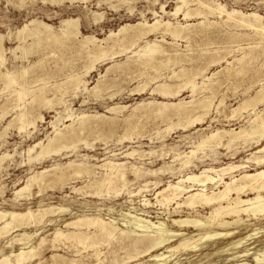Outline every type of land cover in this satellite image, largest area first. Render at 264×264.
<instances>
[{
  "label": "rangeland",
  "instance_id": "rangeland-1",
  "mask_svg": "<svg viewBox=\"0 0 264 264\" xmlns=\"http://www.w3.org/2000/svg\"><path fill=\"white\" fill-rule=\"evenodd\" d=\"M176 1L177 0H0V36L3 38L2 45L6 59V68L7 71L16 73L19 80L26 82L25 87L29 92L26 99L18 103L15 102L17 101V98H14L10 92L15 89L20 90V86L17 85L14 88L9 89L6 88V84L4 82L5 80L0 74V79L4 80H0V107H2V109H0V114H5V112L7 114L2 117L3 119H0V158L4 156L0 167L1 211L19 213L26 212L31 209V211H35L38 209L40 202L42 201L43 205L51 204L52 206H59V204H61L69 207L73 214H91L101 216L105 220L116 219V222L119 224H122L121 220L125 214L130 213L131 215H136L148 213L150 216L155 217L152 221L156 222L160 220L165 223V226L168 229L178 232L180 230L172 223L173 220L181 218L184 219L188 216L187 218L189 219L205 221L207 216H210L209 214L211 209L200 208L197 209V212H193L187 208H183V211L181 210L182 212L180 214H172L169 218L167 214L168 211L156 201L158 192L165 189L169 184H176L179 177L182 175L191 173L200 174L201 171L207 168L220 170L221 168H226L230 165H247L249 166V168L246 169L248 173H256L257 171L264 169V166H257L254 164L255 161H253V158H255L256 155L258 157L261 156V154H257L258 150L262 148L261 146H254L252 148L245 149V146H243V139H241L242 141L237 140L233 144L228 145V141L233 137V134L249 127L252 122L258 119V116L259 119L256 123H259L264 117V92H262V94L260 93L263 97L258 94V92H261L264 88V36L262 38V35H264V0H214V3L210 2V5L217 3L221 4L229 12L236 11L237 13H240L239 15L226 18L224 21L222 20L223 18H220L221 16L218 13H216L218 15L215 13L214 15H211L213 13L208 12V9L203 10L204 8H199L197 6L198 4L193 2L194 0H189L190 5L188 8L197 10L196 12L202 13V15L196 17L194 12V15L188 19H183L184 15L182 13H180L177 17H171L169 15L174 13ZM162 7L164 8L165 13L162 12ZM200 9H202L201 12L198 11ZM206 11L208 13H205ZM155 12L157 13V16H159V19L154 15ZM253 15L259 16L262 19L257 21L251 17ZM242 16H246V20L244 19L245 24L242 22ZM65 19H74L78 21L79 31L81 32V35H79L78 38L80 39L83 36H95L97 39L103 40L106 36H108L110 31L118 32L123 26H134L138 23H143L144 19L145 22H148L150 25L161 19L162 22L169 21L174 26H180L181 24L184 27H187V29L181 37L176 39L170 35H162L161 31H156L149 37L137 41L136 44H133L131 41L123 43L125 42L124 38H126V35L123 34V37H120L122 36L120 35L119 38L117 37L114 40H110L109 48H111H108V57L96 62L94 71L88 73L84 77V80L88 82L87 88L89 91L96 86L97 83H101V91L98 95H94L91 91V93L89 91H83V93L74 97L73 91L69 89L67 93H69L70 90L71 92L65 95L64 99L73 109L74 116L71 120H65L64 123H61L59 128L62 130L66 125L74 123L73 127L75 129L77 127V129H79V127L82 129L83 126L84 128H91L94 126L93 129L97 128V132L95 129L94 131L91 129L93 132L85 130V133L81 134L74 141H63L59 142V144L56 143L53 147L54 149H52V154L40 157L39 153H41V146L44 144L46 145L48 140L54 138V135L56 134L54 133L55 130L50 126V122L55 121L57 116V113L54 110L56 109V111L62 112L64 110V106H56L55 109L50 110V106H29L27 101L30 102L32 99V92L35 94L34 92H36V89L39 90L40 87H43V85L47 86L48 84L47 87L52 88L56 83L67 81L68 76H80L81 74L82 76L85 75V70H87L90 66L89 63L93 61L91 57H88L85 53L80 52V49L78 48V39L71 38L65 41H56L54 39V37L58 34L57 32L61 29L60 27L62 25V21ZM34 20L52 27V31L48 34V36L46 35L41 38H36L30 37L29 34H27L29 31L33 32L36 28L41 30L43 29V27L33 26ZM236 23L238 24L236 25ZM244 25L247 26L243 27ZM25 28V35L18 34ZM253 30H258V34L255 33V31L253 33ZM255 34L257 35L255 36ZM46 38L51 41L49 40V42H47L48 40ZM156 42L161 47V53L159 55H155L154 61L150 63V67L153 69H149L150 67L147 68L149 64L147 65V63L144 62L145 60H143V48H145L148 43L152 44ZM46 43L49 44L47 45ZM73 44L75 46H73ZM28 45H30V47ZM45 46L49 47L45 48ZM76 46L77 49H75ZM61 50L65 51L62 52ZM122 50H125V52H121ZM117 52L118 54L113 57L112 54ZM166 53L167 55H165ZM174 53L175 55H173ZM209 56L210 59H208ZM137 58L142 61H139ZM173 59L177 62H173ZM165 61L169 64L167 63L168 65H165ZM141 62L143 64H141ZM210 62L213 63L211 64ZM238 62H240V64H238ZM156 63H158L159 66L162 64L161 69L160 67H157L158 65H156ZM117 65L119 66L117 67ZM142 66L146 67L144 68L145 70ZM25 68L27 71L22 75L21 72ZM242 69L245 71H242ZM182 70L187 73L183 74ZM38 73L40 74L38 75ZM45 73H47V75ZM41 74L42 76H40ZM191 75H193V77ZM34 76L36 78H33ZM52 77L54 79H52ZM177 77L179 78L177 79ZM183 77L186 78L184 79ZM180 78H183V80H180ZM189 80H191L192 84L186 85V82ZM163 84L170 85L171 93H176L180 90L181 92L179 94L176 93L174 95L163 96L160 93V86ZM207 84H211L210 86L212 87ZM192 85L196 86L195 91L192 90ZM203 85L206 86L204 87ZM218 87L220 88L219 90H217ZM202 88L203 90H201ZM213 88L216 89L213 91ZM33 89L35 91H33ZM207 89H209V93ZM197 90L200 91L197 93ZM208 96L210 98L214 96V99H209ZM256 96H260V98L257 97L255 100ZM47 97L49 99L54 98L52 93H47ZM202 98L204 100H202ZM207 99H209V101ZM258 99H262V101L260 100L259 102ZM199 101H205L206 103L204 104L207 105L205 106L206 108L203 106V103H199ZM252 101L254 104L251 103ZM245 102H249L248 106H246V104L244 105ZM161 103L183 104L184 108L187 107L191 111L196 110V107H198L197 104H200V108L198 107L197 111L192 112L193 114L190 110L188 111L191 114L188 112L181 114L184 110L182 109V106V108L180 107V109H178H182L181 112L179 111L175 114L178 107H172L169 109V113L162 115L159 113V108L157 106V104ZM12 104L15 107H12ZM16 105L19 107L17 108ZM3 108L5 109V112L3 111ZM112 108H118V110L110 111ZM202 108H204V110ZM208 108H210V110H207L206 112V109ZM21 112L26 113V118L17 117V115ZM41 113L44 119L40 121L39 115ZM151 114L153 115L151 116ZM82 115L93 116L97 119H89V121L87 120L84 122L86 125L81 124V126H79L77 119ZM22 119H24V121ZM20 120L22 123L29 122L30 120V122H34L36 124L34 126L27 125L28 127L21 129L20 127H22L23 124H21ZM90 120H93L92 123ZM189 120H191V124ZM95 121L98 123H96L97 126H95ZM113 121L114 123H112ZM88 123H90V125ZM111 123L112 125L114 124V127ZM130 123L132 125H129ZM101 125L103 127H101ZM99 128L101 130H99ZM106 129L112 130H109L107 133V131H105ZM87 131L89 133H87ZM98 131H104L103 133L105 135L102 134L101 136L102 132L98 133ZM217 133L219 138H221L219 144H217L218 141H212L215 143L213 144L211 142L206 145V147L204 146L203 148L196 149L204 138ZM88 134L90 135L88 136ZM98 135L100 137H98ZM72 146L76 148L73 149ZM262 146H264V137L262 138ZM31 148H34V152L32 151L29 153L28 150ZM192 150H197L196 157L192 160L193 165L190 168L180 170L182 163L180 160H185L183 159V154L186 155ZM133 151H135L133 157H125L126 154ZM204 156L206 158H204ZM30 157L35 159L30 161ZM86 158H89L87 162H89L90 165H96L93 168L94 173L91 175V179L101 178V176L107 172L105 167H101L106 162L124 164L129 170L131 169V166H133L135 169L138 168L139 171L141 170V176L137 175L138 177H131L130 180L125 183H123V181H117L113 187H111L112 189H104L101 191L102 193H100V195H93L92 192L95 190L87 187L90 184L89 179L85 176L78 177L74 175V169L71 167L68 169L69 166H67L72 161L80 163L82 160H86ZM65 167L66 169L64 170ZM168 169H171V171L167 172L166 170ZM48 170L49 172L47 174L49 179H52L53 176L55 177V174H62L63 179L61 182L52 181L54 184L50 182V184L45 186L47 189L44 188L46 191L41 195L37 194L39 191L37 190V187H33L29 192H27L30 194V197H21L20 199H16L17 196L14 194L17 190L26 185L30 176L37 172ZM172 170L174 171V175L170 174ZM240 173L238 172L234 175L240 176ZM210 175L215 177V172ZM68 176L70 179L67 181L64 180L67 179ZM226 178V180L229 181L230 175H227ZM62 181L65 182V184ZM155 183L159 184L158 187L155 186ZM143 184H147V186ZM207 184L209 186H213L215 183L212 184V182H209ZM72 187L81 189V192H79V194L73 193L70 190ZM86 187L88 188L87 190ZM89 190L93 191L90 192ZM140 190L142 191L140 192ZM85 191H89V194L86 196L81 195L83 193L85 194ZM113 193H115V195ZM129 194L131 196H128ZM250 197L253 198L254 195H251ZM145 201H149L147 203H150V205L145 206ZM174 207L176 206L174 205ZM174 207L171 206V212ZM185 212L188 215H186ZM157 217L159 219H157ZM57 219L58 221L60 220L63 222L64 220H69L70 216L64 214L59 216ZM243 219L247 220L246 223H243L244 225L231 226L228 228H216L219 232L235 230L234 232L236 234L231 238L216 241L215 243L212 242L205 244V246L197 252L181 251L167 264H238L239 262H237V259L235 258L236 255L241 254L246 248H251V252H256L264 242V217L259 221L253 220V218H248L247 216H243ZM226 221L232 222L234 219L228 217ZM62 222L59 224V227L62 226ZM17 230L19 229H16L15 231ZM33 231V227L25 230L26 233L32 234ZM53 231V227L47 228L40 236L48 237V243L46 242L39 250L40 257L35 259V263H38L41 260L42 264H61L59 261L54 259L53 256L59 255L65 259L71 258L78 260L81 257H85L90 254L92 255L94 252L93 246H79L77 245L79 242L75 239L74 240L76 242L72 240L75 243H71V240H68L64 242L63 245H60L58 249L51 247L52 243L50 240ZM181 231L195 235L200 233L198 229H181ZM19 233L22 232H16L14 235ZM256 233H259L258 236H255L256 238L254 237V239L251 238L252 240L248 239L247 241L244 240L243 244L238 249L222 253L224 249L230 248L232 243L240 239H246L249 235ZM100 236L102 235L99 234L98 237ZM100 238L101 240L96 237L94 242H97V244H95V248H98L101 252V259L103 261L102 264H112L114 260H122L125 262L135 252H132V246L129 245V242L126 239H118L119 241L115 240L111 243V245L107 243L101 244V242L104 241L102 240L104 238ZM37 240L38 237H36L34 242ZM176 244L178 245L177 242L175 245ZM19 247L20 246L18 245L13 246L16 253L19 252ZM13 249L7 247L4 249V253L6 255H10ZM93 260V258L85 259L88 263L89 261L93 262ZM110 260H112V262ZM12 261V264H16L14 263V259H12ZM245 262L252 264L253 257L250 256ZM239 264H241V262Z\"/></svg>",
  "mask_w": 264,
  "mask_h": 264
},
{
  "label": "bare ground",
  "instance_id": "bare-ground-1",
  "mask_svg": "<svg viewBox=\"0 0 264 264\" xmlns=\"http://www.w3.org/2000/svg\"><path fill=\"white\" fill-rule=\"evenodd\" d=\"M42 1V0H41ZM55 1V0H54ZM87 1V0H84ZM101 1V0H100ZM148 1V0H147ZM108 2V1H107ZM192 2V1H191ZM193 2H196L199 8H204L208 9V12H211L214 15V13H218L221 17L223 18L222 20L224 21V19L229 18V17H233L234 15H239L240 13H237L236 11H232L229 12L225 9L224 6H222L221 4H212L210 5L209 3L212 2L214 3V0H194ZM61 3V2H58ZM99 4V3H98ZM164 5V4H163ZM190 5L189 0H177L176 1V8L174 9V13L170 14L169 16L171 17H177L180 13H182L184 15L183 19H188L191 18L192 15H194L193 13L195 12L196 17L202 15V13L196 12L197 10L194 9H190L188 8ZM165 6V5H164ZM163 6V7H164ZM162 7V12L165 13L164 8ZM196 7V6H195ZM161 9V8H160ZM198 9V8H197ZM202 9L198 10L201 12ZM94 11V10H93ZM154 11V10H153ZM207 11L205 13H208ZM92 13V12H91ZM171 13V12H169ZM130 14V13H129ZM216 14V15H218ZM155 16H157V13H154ZM205 16V14H204ZM208 16V15H207ZM210 16V15H209ZM95 17V16H94ZM102 17V16H101ZM159 16H157L158 18ZM246 17V16H245ZM244 16H242V22L245 24V19ZM254 19L261 20L262 18H260L259 16L253 15L251 16ZM93 19V18H92ZM159 19V18H158ZM221 20V21H222ZM246 20V19H245ZM206 21V20H205ZM208 21V19H207ZM201 23V22H200ZM206 23V22H205ZM204 23V24H205ZM210 23V22H209ZM235 23V22H234ZM248 23V22H247ZM196 24V23H195ZM203 24V25H204ZM215 24V23H213ZM212 24V25H213ZM238 23H236L237 25ZM242 24V23H241ZM258 24V23H257ZM256 24V25H257ZM260 24V23H259ZM240 25V24H239ZM254 25V24H253ZM33 26H38V27H43V29H39L36 28L35 30H33V32L29 31L27 34H29L30 37H36V38H41L43 36H48V34L52 31V27L42 23V22H38L37 20L33 21ZM187 26V25H186ZM247 25H244L243 27H245ZM259 27V25H258ZM261 27V26H260ZM59 28V27H58ZM61 29L59 30V32H57L58 34L54 37V39L56 41H65V40H69L71 38H76L78 39V48L80 49V52H83L86 54V56L91 57L93 59L92 62H90V66L87 68V70H85L86 74L82 76V74L80 76H68L67 77V81H62L60 83H56L54 84V86L52 88H49L47 86L40 87V89H36V92H34L35 94H33L32 92V99L30 102L27 101V103L30 105H43L44 107H49L50 106V110L51 109H55L56 106H64V110L62 112H58L56 111V109L54 110L57 113V116L55 118V121L50 122V126L52 127V129L55 130L54 133H56L54 136V138H51L48 140V143L45 145L41 146V153L40 157H44V156H48L49 154H52V149H54V145H56V143L59 144V142H71L74 141L76 138H78L81 134L85 133V130H90L93 129V127H87L84 128V126L82 127V129L79 127V129H75L73 127L74 123L70 124V125H66L64 127V129L60 130V124L64 123L65 120L69 121L73 118L74 114H73V109L71 108V106H69L67 103V101H65L64 96L69 94L71 92V90L73 91V96L76 97L78 94L83 93V91H89L87 88L88 82L84 80V77L88 74L94 71L95 67H96V62H98L99 60H103L106 59L108 57V53H109V41L110 40H114L117 37L119 38L120 35H126L125 42L123 43H127L129 41L133 42V44H136L137 41L141 40V39H145L147 37H149L153 32L156 31H161L162 35H170L172 37L179 38L181 37L187 27H184L183 25L180 24L177 26H174L173 24H171L169 21L168 22H162L161 19L158 21H155L153 24H148V22H144L143 23H138L137 25L134 26H123L122 28L119 29L118 32H113L110 31L108 36L105 37V39L103 40H99L97 39L95 36H87V37H81L78 38L79 35H81V32L79 31V23L77 20L74 19H65L62 21V25L60 27ZM249 28V27H248ZM254 28V27H253ZM252 30V28H251ZM26 28L23 29L21 32H19L18 34H24ZM255 30H253L254 33ZM191 32V31H190ZM257 31H255V33H257ZM193 33V31H192ZM260 33V32H259ZM262 33V32H261ZM199 34V33H198ZM258 34V33H257ZM255 34V36L257 35ZM263 34V33H262ZM120 36V37H123ZM188 35V34H186ZM196 35V34H194ZM260 35V34H259ZM258 35V36H259ZM190 36V35H189ZM201 36V34H200ZM207 36V34H206ZM264 35H262L263 38ZM28 37V36H27ZM197 37V36H196ZM254 37V36H253ZM19 38V37H18ZM52 38V37H51ZM173 38V39H174ZM185 38V37H184ZM189 38V37H188ZM261 38V36H260ZM47 39V38H46ZM53 39V41H54ZM203 39V38H202ZM245 39V38H244ZM2 40L3 38L0 36V75L1 77L4 78V82H5V87L6 88H14L15 86H20V90H13L11 93L12 96H14V98H17V101L15 102H21L24 99H26L27 95L29 94V92L26 89V82L25 81H21L18 79V76L16 73L14 72H9L7 71L6 68V59H5V55H4V49H3V45H2ZM40 40V39H39ZM48 40V39H47ZM50 40V39H49ZM49 40L47 42H49ZM164 40V39H162ZM185 40V39H184ZM188 40V39H187ZM22 41V40H21ZM38 41V40H37ZM43 41V40H42ZM51 41V40H50ZM55 41V42H56ZM54 42V45H55ZM120 42V41H119ZM118 42V43H119ZM164 42V41H162ZM57 43V42H56ZM62 43V42H60ZM115 43V42H113ZM47 44V43H46ZM49 44V43H48ZM47 44V45H48ZM51 45V44H50ZM53 45V46H54ZM60 45V44H59ZM146 45V44H145ZM172 45V44H171ZM30 47V45H28ZM65 46V44H64ZM73 46H75L73 44ZM111 46V45H110ZM126 46V45H125ZM134 46V45H133ZM49 46H45V48H47ZM58 47V46H57ZM67 47V46H66ZM115 47V46H114ZM118 47V46H117ZM64 48V47H63ZM62 48V49H63ZM111 48V47H110ZM109 48V49H110ZM119 48V47H118ZM165 48V47H164ZM174 48V47H171ZM247 48V47H246ZM253 48V47H252ZM44 49V47H43ZM68 49V48H67ZM72 49V46H71ZM77 49V46L76 48ZM78 49V50H79ZM144 49V59L142 57L143 60H145L144 62L147 63V68L150 67V63H152L154 61V57L155 55H159L161 53V47L160 45L156 42V43H152L149 44L147 46H145ZM163 49V48H162ZM186 49V48H185ZM239 49V48H238ZM55 50V49H54ZM59 50V49H58ZM74 50V49H73ZM127 50V49H125ZM125 50L121 51V52H125ZM130 50V49H129ZM197 50V49H196ZM261 50V49H260ZM50 51V50H49ZM56 51V50H55ZM62 51V50H61ZM65 51V50H64ZM62 51V52H64ZM69 51V50H68ZM111 51V50H110ZM165 51V50H164ZM173 51V50H172ZM175 51V49H174ZM187 51V50H186ZM239 51V50H238ZM60 52V51H59ZM61 52V53H62ZM67 52V51H66ZM167 52V51H165ZM176 52V51H175ZM217 52V51H216ZM70 53V52H68ZM77 53V52H75ZM120 53V52H119ZM143 53V52H142ZM252 53V52H251ZM60 54V53H59ZM82 54V53H81ZM84 54V55H85ZM117 53L112 54V56L114 57ZM124 54V53H123ZM199 54V53H198ZM197 54V55H198ZM205 54V53H204ZM207 54V53H206ZM247 54V53H246ZM162 55V54H161ZM167 55V53L165 54ZM171 55V53H170ZM175 55V53L173 54ZM178 55V54H176ZM218 55V54H217ZM253 55V54H252ZM140 56V55H138ZM142 56V55H141ZM172 56V55H171ZM67 57V56H66ZM65 57V58H66ZM85 57V56H84ZM175 57V56H174ZM173 57V58H174ZM179 57V56H177ZM222 57V56H221ZM256 57V56H255ZM261 57V56H260ZM51 58V57H50ZM80 58V57H79ZM78 58V59H79ZM90 58V59H91ZM111 58V57H110ZM132 58V57H131ZM140 58V57H139ZM146 58V59H145ZM163 58V57H161ZM165 58V57H164ZM167 58V57H166ZM169 58V57H168ZM172 58V57H171ZM186 58V56H185ZM203 58V57H201ZM216 58V57H215ZM243 58V57H242ZM241 58V59H242ZM41 59V57H40ZM138 59V58H137ZM194 59V58H193ZM210 59V56L209 58ZM207 59V60H208ZM218 59V57H217ZM253 59V57H252ZM251 59V60H252ZM139 61L141 59H138ZM171 60V59H170ZM169 60V61H170ZM176 60V58H175ZM199 60V59H198ZM197 60V61H198ZM219 60V59H218ZM222 60V59H221ZM250 60V59H249ZM43 61V60H42ZM76 61V60H75ZM84 61V60H83ZM142 61V60H141ZM168 61V60H167ZM173 62H177L174 61V59L172 60ZM170 61V62H172ZM186 61V60H185ZM40 62V61H39ZM64 62V61H63ZM160 62V61H159ZM158 62V63H159ZM184 62V60H183ZM194 62V61H192ZM191 62V63H192ZM201 62V61H200ZM199 62V63H200ZM214 62V61H213ZM212 62V63H213ZM251 62V61H250ZM87 63V62H85ZM104 63V62H103ZM124 63V62H123ZM136 63V62H135ZM134 63V64H135ZM158 63H156V65H158ZM168 63V62H167ZM165 61V65L167 64ZM188 63V62H187ZM207 63V61H206ZM211 63V62H210ZM211 63V64H212ZM216 63V62H215ZM76 64V63H75ZM74 64V65H75ZM141 64H143L141 62ZM169 64V63H168ZM167 64V65H168ZM180 64V62H179ZM238 64H240V62H238ZM47 65V64H46ZM78 65V64H77ZM137 65V64H135ZM153 65V64H152ZM173 65V64H172ZM205 65V64H204ZM214 65V64H213ZM40 66V64H39ZM79 66V65H78ZM119 65H117L118 67ZM144 66V65H143ZM142 66V67H143ZM162 64L157 67H160L161 69ZM195 66V65H194ZM206 66V65H205ZM209 66V65H208ZM247 66V65H246ZM34 67V66H33ZM61 67V66H60ZM81 67V66H80ZM79 67V68H80ZM115 67V66H114ZM135 67V66H134ZM140 67V66H139ZM141 67V68H142ZM155 67V64H154ZM164 67V66H163ZM175 67V66H174ZM244 67V66H243ZM56 68V67H55ZM64 68V67H63ZM136 68V67H135ZM146 67H143V69ZM152 67H150L149 69H151ZM48 69V68H47ZM153 69V68H152ZM228 69V68H227ZM31 70V69H30ZM42 70V69H41ZM78 70V69H77ZM145 70V69H144ZM156 70V69H155ZM159 70V69H158ZM185 70V69H184ZM197 70V69H195ZM202 70V69H201ZM27 71V69L25 68L21 73L22 75L25 74V72ZM39 71V70H38ZM51 71V70H50ZM168 71V70H167ZM170 71V70H169ZM198 71V70H197ZM205 71V70H204ZM203 71V72H204ZM242 71H245L244 69H242ZM160 72V71H159ZM183 72V70H182ZM20 73V74H21ZM72 73V72H71ZM187 73V72H183ZM193 73V72H192ZM190 73V74H192ZM226 73V72H225ZM234 73V72H233ZM241 73V72H240ZM246 73V72H245ZM19 74V75H20ZM31 74V73H30ZM40 73H38L39 75ZM47 75V73H45ZM51 74V73H50ZM182 74V76H183ZM189 74V75H190ZM197 74V73H196ZM37 75V77H38ZM49 75V74H48ZM167 75V74H166ZM194 75V74H193ZM193 75H191L193 77ZM199 75V74H198ZM233 75V74H232ZM231 75V76H232ZM42 76V74L40 75ZM52 76V75H51ZM180 76V75H179ZM181 76V77H182ZM213 76V75H212ZM240 76V75H239ZM54 77V76H53ZM52 77V79H54ZM150 77V76H149ZM189 77V76H188ZM214 77V76H213ZM33 78H36L35 76ZM40 78V77H39ZM179 77H177L178 79ZM184 78V77H183ZM183 78L180 80H183ZM186 78V77H185ZM184 78V79H185ZM196 78V76H195ZM211 78V77H210ZM230 78V77H229ZM242 78V77H241ZM21 79V77H20ZM26 79V78H25ZM46 79V78H44ZM108 79V78H107ZM158 79V78H157ZM189 79V78H188ZM1 80V79H0ZM1 80V81H2ZM40 80V79H39ZM49 80V79H48ZM149 80V79H148ZM155 80V79H153ZM32 81V80H31ZM30 81V82H31ZM45 81V80H43ZM25 82V83H24ZM28 82V81H27ZM35 82V81H34ZM33 82V83H34ZM214 82V81H213ZM3 83V82H2ZM32 83V84H33ZM45 83V82H44ZM43 83V84H44ZM111 83V82H110ZM212 83V82H210ZM36 84V83H35ZM46 84V83H45ZM127 84V83H126ZM179 84V83H178ZM192 82L191 80L186 82V85H191ZM218 84V83H217ZM216 84V85H217ZM257 84V83H256ZM104 85V84H103ZM177 85V84H175ZM185 85V87H186ZM209 85V84H207ZM211 85V84H210ZM209 85V86H210ZM180 86V85H179ZM204 86V85H203ZM206 86V85H205ZM204 86V87H205ZM214 86V85H213ZM232 86V85H231ZM107 87V86H106ZM116 87V86H115ZM147 87V86H146ZM173 87V86H172ZM175 87V86H174ZM178 87V86H177ZM198 87V86H197ZM203 87V88H204ZM212 87V86H210ZM220 87V85H219ZM218 87L217 90H219L220 88ZM4 88V87H3ZM117 88V87H116ZM161 91L160 93L163 96H168V95H174V94H179L181 92L178 91L176 93H171L170 90V85H166L163 84L160 86ZM203 88L201 90H203ZM209 88V87H208ZM217 88V87H216ZM213 88V91L216 89ZM70 90L69 93L68 90ZM158 89V88H157ZM178 89V88H177ZM196 86L192 85V90L195 91ZM183 90V89H182ZM208 93H209V89ZM211 90V88H210ZM32 91V90H31ZM30 91V92H31ZM33 91H35L33 89ZM91 92H93L94 95H98L99 92L101 91V83H97L96 86H94L91 90ZM89 91V92H90ZM200 91V90H199ZM197 90V93L199 92ZM206 91V90H205ZM212 91V90H211ZM90 92V93H91ZM262 92H264V88L262 89V91L258 92V94H262ZM47 93H52L54 98L49 99L47 97ZM156 93V92H154ZM159 93V92H158ZM159 93V94H160ZM202 93V91H201ZM8 94V93H7ZM194 94V93H193ZM213 94V92H212ZM260 94V96H262ZM209 95V94H208ZM216 95V93H215ZM264 95V94H263ZM91 96V95H90ZM210 96V95H209ZM208 96V97H209ZM260 96H256L255 100L257 97L260 98ZM170 97V96H169ZM207 97V98H208ZM214 96H212L213 98ZM263 97V96H262ZM261 97V98H262ZM9 98V97H8ZM209 97V99H212ZM110 99V98H109ZM206 99V97H205ZM209 99H207L209 101ZM214 99V98H213ZM202 100H204L202 98ZM205 100V101H207ZM259 100V99H258ZM262 101V99H260ZM259 100V102H260ZM9 101V100H8ZM205 101H199V103H203V106H207ZM251 101V100H250ZM249 101V102H250ZM254 101V100H253ZM251 102L254 104V102ZM85 102V101H84ZM194 102V101H193ZM249 102H245L244 105L246 104V106H248ZM13 103V102H11ZM16 103V104H17ZM183 103V102H182ZM195 103V102H194ZM193 103V104H194ZM197 103V102H196ZM190 104V103H188ZM209 104V103H208ZM260 104V103H258ZM1 105V104H0ZM23 105V104H22ZM191 105V104H190ZM198 107L200 108V104H197ZM243 105V106H244ZM257 105V104H256ZM14 105L12 104V107ZM24 106V105H23ZM158 108H159V113L162 115H166L167 113H169V109L170 108H177V111L175 114H177V112H181L182 109H184L181 114L183 113H190L186 108H184V105L182 104H178V103H161V104H157ZM183 106V108H182ZM186 106V105H185ZM188 106V105H187ZM194 106V105H193ZM242 106V105H241ZM15 107V106H14ZM16 107L18 108L19 106L16 105ZM140 107V105H139ZM144 107V106H143ZM180 107L182 108L181 110ZM189 107V106H188ZM196 107V106H195ZM196 110L197 111V108ZM210 107V105H209ZM251 107V106H249ZM255 107V105H254ZM252 107V108H254ZM11 108V107H10ZM29 108V107H28ZM206 108V107H205ZM0 109H2V107H0ZM4 109V108H3ZM15 109V108H14ZM34 109V108H33ZM152 109V108H151ZM204 110V108H202ZM26 110V109H25ZM32 110V109H31ZM118 110V108H112L110 109V111H116ZM136 110V109H135ZM140 110V109H139ZM142 110V109H141ZM174 110V109H173ZM194 110V109H193ZM210 110V108L206 109ZM2 111V110H1ZM5 112V109L3 110ZM29 111V110H28ZM172 111V110H171ZM191 111V110H190ZM195 111H191L195 112ZM13 112V111H12ZM133 112V111H131ZM175 112V111H174ZM209 112V111H208ZM8 113V112H7ZM32 113V112H31ZM187 113V114H188ZM190 113V114H191ZM6 114V112H5ZM4 113L0 114V119L4 116H6ZM135 114V113H134ZM150 114V113H149ZM174 114V113H173ZM174 114V116H175ZM180 114V113H179ZM178 114V115H179ZM186 114V115H187ZM189 114V115H190ZM193 114V113H192ZM202 114V113H200ZM26 113L21 112L20 114L17 115V117L23 118L25 117ZM77 115V114H76ZM75 115V116H76ZM153 114H151L152 116ZM177 115V116H178ZM16 116V115H15ZM29 116V115H28ZM136 116V115H135ZM168 116V115H167ZM166 116V117H167ZM170 116V115H169ZM192 116V115H190ZM100 117V115H99ZM137 117V116H136ZM183 117V116H182ZM186 117V116H185ZM189 117V116H188ZM187 117V119H188ZM26 118V117H25ZM37 118V117H36ZM160 118V117H159ZM169 118V117H167ZM177 118V117H176ZM184 118V117H183ZM264 118V117H263ZM261 119V121L258 123H256V121L259 119H256V121L252 122L249 127H245L246 129L241 130L238 133L233 134V137L228 141V145L233 144L235 141L237 140H244L243 146H245V149H249L252 148L254 146H261L262 148L258 150L257 154H261V156H255V158H253V161H255V165L257 166H264V146H262V138L264 137V119ZM3 119V118H2ZM39 119L40 121L44 119L42 113L39 115ZM89 119H97L96 117L93 116H86V115H82L81 117H79L77 119V122H79V126H81V124H85L84 122H86L87 120L89 121ZM100 119V118H99ZM102 119V118H101ZM104 119V118H103ZM119 119V118H118ZM128 119V118H127ZM135 119V118H134ZM133 119V120H134ZM192 119V118H191ZM194 119V118H193ZM199 119V118H198ZM202 119V118H201ZM24 121V119H22ZM37 120V119H36ZM109 120V119H108ZM141 120V119H140ZM143 120V119H142ZM146 120V119H145ZM200 120V119H199ZM198 120V121H199ZM19 121V120H18ZM21 121V120H20ZM93 121V120H92ZM92 121L90 120V122L92 123ZM104 122L106 121L103 120ZM110 121V120H109ZM148 121V120H147ZM190 124L192 123L191 120ZM76 122V124H77ZM99 122V121H98ZM102 122V121H100ZM117 122V121H116ZM96 121H95V126L96 125ZM109 123V122H108ZM114 123V121L112 122ZM111 123V125H112ZM124 123V122H123ZM132 123V122H131ZM129 125H132V124ZM23 124L22 127H20L21 129H25L24 127H28L27 125H35L36 123L34 122H25L22 123ZM26 124V125H25ZM90 125V123H88ZM98 124V123H97ZM104 124V123H103ZM139 124V123H138ZM11 125V124H10ZM93 125V124H92ZM105 125V124H104ZM114 125V124H113ZM112 125V126H113ZM125 125V124H124ZM128 125V124H127ZM144 125V124H143ZM194 125V123H193ZM64 126V125H63ZM107 126V124H106ZM105 126V127H106ZM141 126V125H140ZM180 126V125H178ZM184 126V125H183ZM101 127H103L101 125ZM100 127V128H101ZM109 127V126H108ZM114 127V126H113ZM134 127V126H133ZM137 127V126H136ZM10 128V127H9ZM19 128V129H20ZM99 128V130H101ZM110 128V127H109ZM120 128V127H119ZM127 128V127H126ZM132 128V127H131ZM142 128V127H141ZM167 128V127H166ZM95 131L97 128H94ZM93 129V131H94ZM103 129V128H102ZM146 129V128H145ZM110 130V129H109ZM109 130H105L108 131ZM112 130V129H111ZM110 130V131H111ZM122 130V129H121ZM138 130V129H137ZM144 130V129H143ZM92 131V132H93ZM131 131V130H129ZM135 131V130H134ZM140 131V130H139ZM97 132V131H96ZM102 132V133H101ZM98 133L104 134V131H101ZM166 132V131H165ZM53 133V134H54ZM87 133H89L87 131ZM86 133V134H87ZM95 133V132H94ZM97 133V134H98ZM111 133V132H110ZM156 133V131H155ZM91 134V133H90ZM88 134V136L90 135ZM129 134V133H128ZM157 134V133H156ZM105 135V134H104ZM53 136V135H52ZM83 136V135H82ZM93 136V135H91ZM109 136V135H108ZM117 136H121V135H117ZM232 136V135H231ZM87 137V136H86ZM98 137H100L98 135ZM81 138V137H80ZM83 138V137H82ZM89 138V137H88ZM119 138V137H118ZM199 139V138H198ZM46 140V141H47ZM79 140V139H77ZM84 140V139H83ZM87 140V139H86ZM93 140V139H92ZM42 141V140H41ZM132 141V140H131ZM212 141H215L219 144L221 141V138H219L218 133L217 134H212L210 137L204 138L198 145V147L196 149L199 148H203L204 146L206 147V145L210 144ZM242 141V140H241ZM79 142V141H78ZM87 142V141H85ZM214 142V143H215ZM80 143V142H79ZM83 143V142H82ZM88 143V142H87ZM213 143V142H212ZM213 143V144H214ZM64 144V143H62ZM77 144V143H76ZM75 144V145H76ZM81 144V143H80ZM35 145V144H34ZM61 145V143H60ZM65 145V144H64ZM68 145V143H67ZM89 145V144H86ZM216 145V144H215ZM227 145V144H226ZM85 146V145H84ZM235 146V145H234ZM67 147V146H66ZM73 147V146H72ZM208 147V146H207ZM56 148V147H55ZM64 148V147H63ZM76 147H73V149ZM86 148V147H84ZM209 148V147H208ZM34 148H31L30 150H28L29 153H31L33 151ZM60 149V148H59ZM57 149V150H59ZM70 149V148H69ZM78 149V148H77ZM230 149V148H229ZM138 151V150H137ZM197 151V150H196ZM196 151H190L188 152L186 155H184L185 160H180L181 163V167L180 170H183L185 168H190L193 165V158L196 157ZM34 152V151H33ZM55 152V151H53ZM172 152V151H171ZM201 152V151H200ZM214 152V151H213ZM55 154V153H53ZM135 154V151L126 154L125 157H133ZM253 155V154H251ZM38 156V154H37ZM178 156V155H177ZM201 156V155H200ZM35 157V155H34ZM176 157V156H175ZM180 157V156H178ZM4 156L0 158V167H1V162L3 160ZM9 158V157H8ZM202 158V157H201ZM204 158H206L204 156ZM208 158V157H207ZM249 158V157H248ZM251 158V157H250ZM33 157H30V161H33ZM38 159V158H37ZM36 159V160H37ZM89 158H86V160H82V162L80 163H76V162H70L68 169L71 167L74 169L73 174L76 176H85L86 178L89 179L90 184L87 186L89 189H94L95 191L92 192L93 195H100V193H102L101 191L104 189H112L111 187H113V185L115 184V182L117 181H123V183L127 182L128 180H130L131 177H138L141 176V170L139 171L138 168L135 169L133 166H131V169H127L125 167L124 164H120V163H105L103 164L101 167H105L107 169V172L104 173L101 178H93L91 179V175H93L94 170L93 168L96 165H90L88 161ZM178 159V158H177ZM196 159V158H195ZM199 159V158H198ZM197 160V159H196ZM201 160V159H200ZM28 164V163H27ZM62 167V166H61ZM99 167V166H98ZM178 167V166H177ZM249 166L247 165H239V166H234V165H230L226 168H221L220 170H216L214 168H207L204 169L203 171L200 172V174H187V175H182L179 177L178 182L176 184H169L165 189H163L162 191L158 192L157 196H156V201L157 203H159L161 206H163L167 211H168V216L169 218L171 217V215H178L180 214L183 210V208H187L193 212H197V209L200 208H210L211 212H210V216L206 218L205 221H201L198 219H189V218H181V219H175L172 221V223L179 228L180 231H171L170 229H168L165 226V223L158 220L156 222L152 221L153 219H155V217L150 216L148 213L145 214H136V215H131L130 213L125 214L123 216L122 224H119L116 222V219H103L101 216H95V215H91V214H73L72 210L69 207H66L64 205L59 204V206H52L51 204H47V205H43L42 201L40 202V206L38 207L37 210L35 211H31L28 210L26 212H7V211H1L0 210V264H12L13 261L12 259H14V263L16 264H42L41 260L38 263H35V259L40 257L39 254V250L44 246V244L48 241V237H40L44 230H46L47 228L53 227V233L51 234V240L50 242L52 243L53 248H59L60 245H63L64 242L66 241H70L71 243L73 242L72 240H76L77 242H79V246H84V247H94V252L92 253V255H87L85 257H81L80 259L76 260V259H65L61 256H53L54 259H56L57 261H59V263L61 264H102L103 261L101 259V252L98 248H95V244H97V242L95 241V238L97 237V239H100V237H103L104 241L101 242V244L103 243H107V244H111L113 241L118 240V239H126L129 242V245L132 246V252H134V254L127 260V261H122V260H114L113 263L116 264H167L168 262L171 261V259L177 255L179 252L181 251H192V252H197L199 251V249H201L203 246H205V244L208 243H215L216 241H221L224 239H228L231 238L232 236H234L236 233L234 231H228V232H219L216 230V228H228L231 226H240V225H244L243 223H246L247 220L243 219V216H247L248 218H253V220L259 221L264 217V169L261 171H257L256 173H248L246 171V169H248ZM66 169V167L64 168V170ZM104 169V168H103ZM57 170V169H55ZM179 170V171H180ZM167 172L171 171V169L166 170ZM243 171V172H242ZM48 171H43V172H37L34 175L30 176L27 180V183L24 187H22L21 189L17 190L16 193L14 195L17 196L16 199H20L22 198H28L30 197V194H28L27 192H29L33 187H37L38 191V195L44 193L47 189V184H50V182L52 181H60L63 179L62 174H55V177L53 176L52 179H49L48 177ZM61 172V170H60ZM213 172H215V177H213L212 174ZM240 173V176H236L234 174L236 173ZM65 174V173H64ZM154 174V173H153ZM172 175H174V171L172 170V172L170 173ZM50 175V174H49ZM66 175V174H65ZM68 175V174H67ZM73 175V176H74ZM138 175V176H137ZM230 175V180L227 181L226 176ZM96 176V175H95ZM75 177V176H74ZM65 178V177H64ZM70 179L69 176L67 179L64 180H68ZM136 179V178H135ZM63 182V181H62ZM212 182L215 183L213 186H209L207 183ZM53 183V182H52ZM65 184V182H63ZM54 184V183H53ZM62 184V183H61ZM130 184V183H129ZM211 184V183H210ZM63 185V184H62ZM87 185V184H86ZM121 185V184H120ZM146 185L147 184H143ZM158 183H155V186L158 187ZM52 186V184H51ZM84 186V185H83ZM126 186V185H124ZM53 187V186H52ZM50 187V188H52ZM56 187V186H55ZM68 187V186H67ZM81 187V186H80ZM86 187V190L88 189ZM127 187V186H126ZM46 188V189H44ZM61 188V187H60ZM63 188V187H62ZM146 188V187H145ZM196 188V189H194ZM49 189V187H48ZM54 189V188H52ZM51 189V190H52ZM123 189V188H121ZM125 189V187H124ZM70 190L73 193H77L79 194V192H81V189H76L75 187L70 188ZM85 190V189H84ZM114 190V189H113ZM145 190V189H144ZM89 191H85V194H81L86 196L87 194H89ZM121 191V190H120ZM139 191V190H138ZM142 190H140L141 192ZM210 191V192H209ZM110 192V190H109ZM112 192V191H111ZM136 193V192H135ZM115 195V193H113ZM119 194V193H118ZM117 194V195H118ZM138 194V193H137ZM102 195V194H101ZM111 195V194H110ZM120 195V194H119ZM254 195L253 198H251L250 196ZM127 196V195H126ZM128 196H131L130 194ZM187 196V197H186ZM39 197V196H38ZM15 198V196H14ZM49 198V197H48ZM155 198V197H154ZM15 200V199H14ZM144 200V199H143ZM17 201V200H16ZM155 201V202H156ZM18 202V201H17ZM28 202V201H27ZM64 202V201H63ZM68 202V201H67ZM149 201H145V206L150 205V203H147ZM15 203V202H14ZM65 203V202H64ZM141 203V202H140ZM143 203V201H142ZM141 203V204H142ZM78 204V203H77ZM66 205V204H65ZM82 205V204H81ZM90 205V204H89ZM144 205V203H143ZM174 205L176 207H174ZM79 206V205H78ZM158 206V205H157ZM171 206H173L174 208L172 209L173 211L171 212ZM73 207V206H72ZM71 207V208H72ZM75 207V206H74ZM112 207V206H111ZM122 208V207H121ZM140 208V207H139ZM28 209V208H27ZM93 209V208H92ZM102 209V208H101ZM151 209V208H150ZM138 210V209H137ZM164 210V209H163ZM182 210V211H181ZM119 211V210H118ZM146 211V210H145ZM165 211V210H164ZM94 212V211H93ZM186 213V212H185ZM64 214H67L70 216L69 220H64L62 221H58V217L62 216ZM105 214V213H104ZM184 214V213H183ZM100 215V214H99ZM186 215H188L186 213ZM197 215V214H196ZM207 215V214H206ZM110 216V215H109ZM190 216V215H189ZM179 217V216H177ZM228 217H231L234 219V221L229 222L226 221V219ZM168 218V219H169ZM200 218V217H198ZM245 218V217H244ZM157 219H159L157 217ZM171 220V219H170ZM61 222L63 223L62 226L59 227V224H61ZM172 224V225H173ZM33 227L34 231L33 234L32 233H26L25 230L28 228ZM16 229H19L17 231H15ZM23 229V230H22ZM181 229H198L200 231V233L198 234H191V233H184L183 231H181ZM21 230V231H20ZM94 231V232H93ZM16 232H22L19 234L14 235ZM100 235V237H98ZM238 234V233H237ZM259 233L256 234H251L249 235L246 239H240L234 243H232L230 246V248L224 249L222 251L223 252H229L231 250H236L238 249L242 244L244 240H252L254 239L255 236H258ZM36 237H38V240L36 242H34V240L36 239ZM252 238V239H251ZM256 238V237H255ZM94 239V240H93ZM96 239V240H97ZM74 240V241H75ZM75 241V242H76ZM119 241V240H118ZM73 242V243H75ZM100 242V241H99ZM178 243V245L175 243ZM48 243V242H47ZM70 243V242H69ZM68 243V244H69ZM70 243V244H71ZM69 244V245H70ZM100 244V243H98ZM14 245H18L19 247V252H15L13 249ZM68 245V246H69ZM72 245V244H71ZM112 245V244H111ZM10 247L13 250L11 251L10 255H6L4 253V249ZM64 247V246H63ZM98 247V246H97ZM110 248V247H109ZM84 249V248H83ZM111 249V248H110ZM116 249V248H115ZM131 249V247H130ZM251 249V248H250ZM246 248L241 254L236 255V259L237 262H241V264H248V262H245L247 258H249L250 256L253 257V263L252 264H264V242L262 243L261 247L259 249H257L256 252H251V250ZM80 250V249H79ZM118 250V249H117ZM106 251V250H105ZM131 252V251H130ZM105 253V252H104ZM106 254V253H105ZM116 254V253H115ZM130 254V253H129ZM103 255V254H102ZM108 256V255H107ZM107 256H105L106 258H108ZM111 257V256H110ZM113 257V256H112ZM117 257V256H115ZM69 258V257H68ZM94 259L93 262H86L85 259ZM114 258V257H113ZM119 259V258H117ZM109 260V259H108ZM107 260V261H108ZM126 260V259H124ZM112 262V260H110ZM106 262V261H104ZM110 263V262H109ZM112 263V264H113ZM238 263V264H239ZM56 264V263H55Z\"/></svg>",
  "mask_w": 264,
  "mask_h": 264
}]
</instances>
